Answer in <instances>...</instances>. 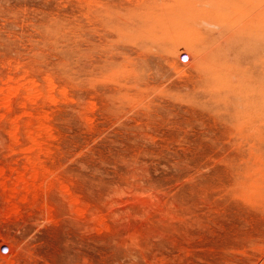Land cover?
Masks as SVG:
<instances>
[{
	"label": "rangeland",
	"instance_id": "374dc122",
	"mask_svg": "<svg viewBox=\"0 0 264 264\" xmlns=\"http://www.w3.org/2000/svg\"><path fill=\"white\" fill-rule=\"evenodd\" d=\"M230 2L171 14L194 50L159 0H0V264H264V0Z\"/></svg>",
	"mask_w": 264,
	"mask_h": 264
},
{
	"label": "bare ground",
	"instance_id": "6f19581e",
	"mask_svg": "<svg viewBox=\"0 0 264 264\" xmlns=\"http://www.w3.org/2000/svg\"><path fill=\"white\" fill-rule=\"evenodd\" d=\"M171 1L175 2L176 5L170 6ZM217 1L226 3L225 4L226 9L228 8L227 4L228 3L231 4L230 0H217ZM158 4L161 5L162 7H165L166 9L161 13L160 19H157L158 21H156L154 31L160 34L163 39H169L171 37L168 42L171 43L173 46H178L181 49L183 48L185 49V46L189 48H193L194 50L200 49V47H202L201 42H199L198 40L191 39V34L188 32L184 24L177 25L176 24L177 22L174 21L173 18H171V14H173L174 12H179L183 8H185L184 17H190L192 15L199 16L200 14H203L202 13L203 11L200 10L198 11V9L194 7L192 0H159ZM159 5L150 8L145 13H139V15H137L136 18H138V20L148 19L147 17L150 16V14H152L153 17L154 14L156 13V7ZM176 29H179V31L183 32V33H179L182 36L177 37L176 34L178 33V31H176ZM188 41H191V43H189ZM199 54H200L199 56H201L200 59L203 62L204 61L208 62V60L212 62L213 56L215 55V50H212L210 52L209 49L203 48ZM227 109L231 115L232 114L234 115L233 110H231L229 107H227Z\"/></svg>",
	"mask_w": 264,
	"mask_h": 264
}]
</instances>
